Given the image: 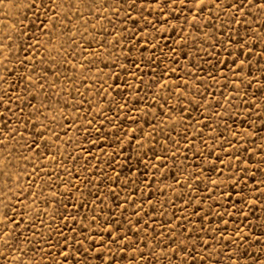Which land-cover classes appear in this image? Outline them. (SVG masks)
<instances>
[{"label": "rangeland", "instance_id": "374dc122", "mask_svg": "<svg viewBox=\"0 0 264 264\" xmlns=\"http://www.w3.org/2000/svg\"><path fill=\"white\" fill-rule=\"evenodd\" d=\"M234 2L0 3V264L264 259V10Z\"/></svg>", "mask_w": 264, "mask_h": 264}, {"label": "snow or ice", "instance_id": "6c2138e0", "mask_svg": "<svg viewBox=\"0 0 264 264\" xmlns=\"http://www.w3.org/2000/svg\"><path fill=\"white\" fill-rule=\"evenodd\" d=\"M2 2H3V0H0V3H2ZM93 2H95V0H93ZM49 3L52 4L53 6H55V0H49ZM42 4H43V0H42ZM247 5L249 7H257L258 10H264V0H259V4L258 5L254 3V0H247ZM196 6L198 8L202 9L203 6H204V0H198V3L196 4ZM230 7L236 9L237 11H240L242 16L246 14L244 12V0H241L240 3H235L234 2L233 4L230 5ZM236 23L239 24L240 21L237 20ZM21 35H23V33H21ZM241 47L243 48V47H245V45H241ZM233 63H234V61H233ZM0 79H2V78H0ZM6 130L7 129H6V126H5V131ZM33 143H35V140H33ZM3 144H4V141L0 140V145H3ZM39 147L40 146L37 145V148H39ZM5 218L8 219V223L9 224L13 223V220L7 217V213H5ZM93 219H95V218H93ZM109 235H111V233H109ZM5 237H8V233H5ZM242 239H243V237H242ZM116 240H117V237H112L111 238V243L115 244ZM4 244L5 245L8 244V239L7 238L4 239ZM128 246L129 245H124V247H128ZM122 250H123V248H121V251ZM181 250H183V249H181ZM79 254H80V250L76 249V259H72L71 260V264H79ZM58 255H60V253H58ZM2 256H3V253H0V257H2ZM70 257H71V252H67V251L63 252L62 253L61 264H69V258ZM200 259H201V261H203V257H200ZM110 260H111V257L109 258V262H110ZM53 264H55V262H53ZM101 264H104V262L101 261ZM252 264H264V259H261L260 256H257L253 260Z\"/></svg>", "mask_w": 264, "mask_h": 264}]
</instances>
